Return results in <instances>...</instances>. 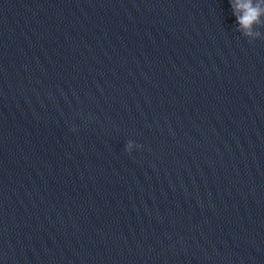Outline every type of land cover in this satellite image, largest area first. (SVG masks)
I'll return each mask as SVG.
<instances>
[{"label": "clouds", "instance_id": "clouds-1", "mask_svg": "<svg viewBox=\"0 0 264 264\" xmlns=\"http://www.w3.org/2000/svg\"><path fill=\"white\" fill-rule=\"evenodd\" d=\"M233 15L236 19L237 31L252 42L261 38L262 33L257 30L264 27V0H229ZM136 147L128 141L126 150L131 152Z\"/></svg>", "mask_w": 264, "mask_h": 264}]
</instances>
